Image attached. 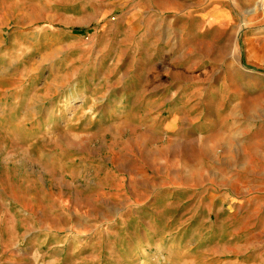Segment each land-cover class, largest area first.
I'll list each match as a JSON object with an SVG mask.
<instances>
[{
    "label": "rangeland",
    "instance_id": "1",
    "mask_svg": "<svg viewBox=\"0 0 264 264\" xmlns=\"http://www.w3.org/2000/svg\"><path fill=\"white\" fill-rule=\"evenodd\" d=\"M262 84L264 0H0V264H264Z\"/></svg>",
    "mask_w": 264,
    "mask_h": 264
},
{
    "label": "crops",
    "instance_id": "2",
    "mask_svg": "<svg viewBox=\"0 0 264 264\" xmlns=\"http://www.w3.org/2000/svg\"><path fill=\"white\" fill-rule=\"evenodd\" d=\"M242 82V80H240ZM239 84V83H237ZM249 83L248 81H244L243 85H239L236 87H232V89L229 91H224V93H219V96H216L217 102H215L214 107L212 104H214L212 101L210 102V110L212 111L214 108L215 109V114L216 118H211L208 120L207 125H206V132L201 133L199 132V138L200 142L203 141L205 142L206 138L209 140V146H211V141L213 136H216L217 139L224 137L223 138V143L225 144H230V141L233 143L231 145V148L228 150H239L240 140L243 138V131L240 130V126L236 125V127L230 131V133H226V131L222 130H216L217 127L219 126L218 121H221L220 124H222L223 121L228 120V119H234L238 121L242 117V107L246 103V91L248 90ZM247 86V87H246ZM255 89V85L252 87ZM264 90L263 84L261 85L260 91ZM259 91V89H258ZM257 91V92H258ZM217 94V93H216ZM227 105V108H225ZM200 114H201V110ZM230 119V120H231ZM234 125V124H233ZM235 126V125H234ZM254 130H251L253 132ZM233 146V147H232ZM211 150V147L209 148Z\"/></svg>",
    "mask_w": 264,
    "mask_h": 264
},
{
    "label": "trees",
    "instance_id": "3",
    "mask_svg": "<svg viewBox=\"0 0 264 264\" xmlns=\"http://www.w3.org/2000/svg\"><path fill=\"white\" fill-rule=\"evenodd\" d=\"M72 31L75 33H83V30H79V29H73Z\"/></svg>",
    "mask_w": 264,
    "mask_h": 264
},
{
    "label": "bare ground",
    "instance_id": "4",
    "mask_svg": "<svg viewBox=\"0 0 264 264\" xmlns=\"http://www.w3.org/2000/svg\"><path fill=\"white\" fill-rule=\"evenodd\" d=\"M204 145V144H203Z\"/></svg>",
    "mask_w": 264,
    "mask_h": 264
}]
</instances>
